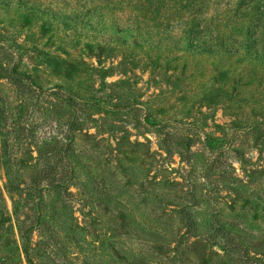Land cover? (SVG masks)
<instances>
[{
  "label": "rangeland",
  "instance_id": "1",
  "mask_svg": "<svg viewBox=\"0 0 264 264\" xmlns=\"http://www.w3.org/2000/svg\"><path fill=\"white\" fill-rule=\"evenodd\" d=\"M1 1L3 263L39 149L71 139L69 227L44 264H240L215 221L264 264V60L218 46L248 0Z\"/></svg>",
  "mask_w": 264,
  "mask_h": 264
},
{
  "label": "trees",
  "instance_id": "2",
  "mask_svg": "<svg viewBox=\"0 0 264 264\" xmlns=\"http://www.w3.org/2000/svg\"><path fill=\"white\" fill-rule=\"evenodd\" d=\"M0 4L8 5V3L2 1ZM24 4L19 3L18 5L24 6ZM262 9L264 11V6H258L255 0H248L245 9V15L248 17L245 23L244 19L246 17L243 19V26L240 28V31L243 32L241 41L231 42L228 40L229 44H227L222 39L218 46L229 53L236 44V47H244L246 50L251 51L254 58L264 60V48L260 44V39L264 36ZM234 34L235 31L230 33V36ZM213 46L215 45H208L206 51L210 52ZM8 76L16 86L23 83V78L15 70L10 71ZM66 100L70 102L71 106L74 105L70 97ZM71 142L72 140L69 139L54 141L53 144L46 143L47 145L43 146V150L39 149L38 151L37 166L32 170L27 185V197L24 199V206H27L26 213H24L25 219L19 223L17 221L19 244L15 240H10L7 236L13 234L11 226H7L5 232L1 234L4 240H7L6 242L11 245V259L13 260L11 264H22L21 254L26 264H44L46 261H50L47 253L49 248L54 249L58 244H61L60 235L64 231V227H69L66 220L67 214L71 212V194L68 191V182L71 179L73 169L71 166L69 167V164L65 167L67 164L66 156L72 149ZM169 150V148H165L167 153H170ZM1 157L3 156L0 153V159ZM8 168V165H5L6 174L12 183L14 178L10 175ZM5 209L0 193L1 228L4 226L2 217L5 216ZM182 216L188 228L187 231L194 234L196 227L194 219L188 214ZM213 231L210 237L213 240H222L223 251L226 255L235 257L240 264H253L254 259L246 251L244 245L230 235L224 224L215 221ZM33 234L38 235V241L35 244H33ZM75 242L77 243V241ZM7 258L10 260V257H6V255L2 257L0 264L9 262Z\"/></svg>",
  "mask_w": 264,
  "mask_h": 264
}]
</instances>
